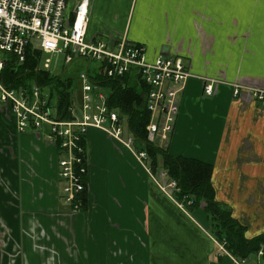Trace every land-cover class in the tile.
<instances>
[{"label":"crops","instance_id":"0c3cea01","mask_svg":"<svg viewBox=\"0 0 264 264\" xmlns=\"http://www.w3.org/2000/svg\"><path fill=\"white\" fill-rule=\"evenodd\" d=\"M90 2L89 39H127L147 61L176 56L194 75L174 131L155 144L211 165L216 200L247 238L263 235L264 103L254 93L264 91V0ZM86 144L88 190L71 211L60 199L55 147L38 131L20 132L0 106V264H241L219 254L203 209L191 212L163 190L161 159L143 164L95 128Z\"/></svg>","mask_w":264,"mask_h":264},{"label":"built area","instance_id":"2783aa9c","mask_svg":"<svg viewBox=\"0 0 264 264\" xmlns=\"http://www.w3.org/2000/svg\"><path fill=\"white\" fill-rule=\"evenodd\" d=\"M0 0V106L17 118L18 129L40 132L57 153L60 199L71 211H80L87 193L86 178L89 157L86 137L89 129H99L134 151L146 164V151L135 147L124 117L109 103V91L102 79H120L136 73L148 87L146 107L150 112L147 140L166 141L175 129L180 98L187 81L194 77L181 58L159 55L147 61L144 47L127 39L105 42L88 38L90 0ZM70 5H73L70 7ZM41 54L38 71L50 72L48 55H62L64 65L80 64L78 93L69 109L70 118H63L51 106L47 88L33 83L30 87H11L3 83L2 73L9 64L23 65L28 51ZM94 63L93 66L91 64ZM91 68L95 71L90 72ZM213 80L204 86L206 96L214 95ZM238 91H235V96ZM264 103V91L254 93ZM167 177L166 173L162 174ZM163 190L173 195L174 181ZM219 254L229 255L218 244ZM231 256V255H230ZM257 264H264V253L257 255ZM246 260L241 261L244 264Z\"/></svg>","mask_w":264,"mask_h":264},{"label":"trees","instance_id":"16d2710c","mask_svg":"<svg viewBox=\"0 0 264 264\" xmlns=\"http://www.w3.org/2000/svg\"><path fill=\"white\" fill-rule=\"evenodd\" d=\"M40 57V52L30 50L23 65L9 64L2 73L3 83L11 87H30L36 83L47 88L51 106L68 119L69 109L77 96L76 85L71 79L62 80L50 72L38 71ZM90 70L95 71L94 68ZM101 84L109 91L110 105L122 117H126L130 134L150 156L152 166L157 168L162 160V169L167 178L177 185V191L173 192L174 198L191 212L204 210L215 241L240 261H247L251 254L257 256L260 251L264 253V234L247 238L246 227L233 217L231 207L216 200L211 165L192 158L173 157L147 140L150 122V112L146 107L148 87L141 83L136 73L120 79H102Z\"/></svg>","mask_w":264,"mask_h":264},{"label":"rangeland","instance_id":"374dc122","mask_svg":"<svg viewBox=\"0 0 264 264\" xmlns=\"http://www.w3.org/2000/svg\"><path fill=\"white\" fill-rule=\"evenodd\" d=\"M73 5H70L72 7ZM47 57H51L52 64L50 73L53 76L61 77L62 80L71 79L74 81V85H76V91L78 93V85H79V74L80 72L85 70V67L80 64H73L70 67H66L64 65V57L62 55H48ZM94 63L91 64L93 66ZM157 142V141H156ZM153 142V143H156ZM243 225V224H242ZM258 258L255 254H251L246 262V264H257Z\"/></svg>","mask_w":264,"mask_h":264}]
</instances>
